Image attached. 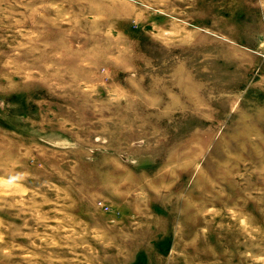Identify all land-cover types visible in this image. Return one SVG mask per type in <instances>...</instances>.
<instances>
[{"label":"rangeland","instance_id":"1","mask_svg":"<svg viewBox=\"0 0 264 264\" xmlns=\"http://www.w3.org/2000/svg\"><path fill=\"white\" fill-rule=\"evenodd\" d=\"M0 264H264V0H0Z\"/></svg>","mask_w":264,"mask_h":264}]
</instances>
